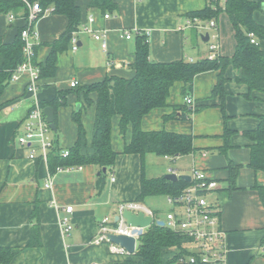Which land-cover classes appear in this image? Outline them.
Segmentation results:
<instances>
[{
	"label": "crops",
	"instance_id": "obj_1",
	"mask_svg": "<svg viewBox=\"0 0 264 264\" xmlns=\"http://www.w3.org/2000/svg\"><path fill=\"white\" fill-rule=\"evenodd\" d=\"M75 1L81 9L80 29L73 34L78 37V48L73 49L72 41L69 42L68 48L58 54L56 74L40 76L35 92L28 90L31 74L24 72L0 96V246L14 249L9 264H107L123 258L115 255L108 244L92 242L101 221L106 216L114 218L120 203L138 198L143 174L149 178L162 177L171 169L191 176L195 169L204 170L217 181L218 187L207 197L221 207V225L227 234V264H264L261 247L264 205L254 187L256 183L264 184V172L249 165L252 140L245 134L256 129L259 117L264 115V92L255 90L247 98L249 88L236 81L238 71L231 66L225 72L226 119L220 96L213 95L219 77L216 69L195 76L189 92L194 104L186 102L184 83L176 81L170 88L167 104L153 108L142 118L144 130L192 134L195 149L188 154L173 158L155 153L144 157L123 153L131 138V129L123 135L121 117L116 115L112 121V146L119 154L115 170L109 172L101 191L97 187L99 169L93 164L52 171L48 161L29 158V148L17 140L22 122L35 100L51 101L59 91L66 92V103L55 111L58 127L55 136L60 146L71 149L75 145L78 124L73 114L81 108L82 122L91 139L97 95L91 93L92 102L88 104L77 87L113 75L133 78L136 70L131 64L136 59L140 32L148 35L150 57L158 62L207 58L211 43L218 44L217 52L222 56L235 52V30L226 12L221 11L215 18L216 27L209 26V20H203L204 29L188 26L189 14L207 8L209 0H114L118 9L113 11L91 6L92 0ZM9 15L0 13V36L6 42L14 41L27 23L21 12L14 14L13 20ZM254 17L264 24V9L257 10ZM68 25V16L52 8L37 19L31 36L36 42L37 63L46 62L51 44L66 32ZM92 31L107 34V51ZM127 31L132 35L130 39L125 36ZM206 33L209 40H205ZM74 80L78 85L72 87ZM185 112L189 113L181 117ZM226 127L232 130L228 146ZM181 158L188 161L182 164V170L167 163ZM231 163L239 166L235 187L231 182ZM68 205L74 207L71 213L65 210ZM35 211L40 221L42 245L29 246ZM65 216L70 217L73 225L68 233L61 225Z\"/></svg>",
	"mask_w": 264,
	"mask_h": 264
},
{
	"label": "trees",
	"instance_id": "obj_2",
	"mask_svg": "<svg viewBox=\"0 0 264 264\" xmlns=\"http://www.w3.org/2000/svg\"><path fill=\"white\" fill-rule=\"evenodd\" d=\"M39 2L43 9L52 8L56 13L65 14L69 18L66 32L51 44V53L45 63L35 64L40 69L41 77H51L57 72L58 54L68 48L73 34L80 29L81 9L75 0H27ZM209 0V6L204 10L194 11L189 14L191 19H215L221 11L229 16L235 30L236 48L231 56L217 55L215 58H203L197 61L178 60L172 62H158L150 57V44L148 35L140 32L136 59L131 67L136 70L133 78L108 76L106 79L77 87L84 93L86 102L90 104L91 93H96V116L91 139H88L86 129L82 122V108L75 111L73 119L78 124V139L69 149L67 157L61 154L62 147L56 138L57 146L50 153L48 163L52 171L58 167H78L93 164L98 167L97 187L101 191L106 183L109 172L115 170L116 158L119 154L112 146V121L119 115L120 131L125 135L131 129V138L126 142L123 153H138L144 157L147 153H155L176 158L192 152L194 136L192 134L178 133L167 130H144L142 118L153 108L167 104L170 88L176 81L184 83L185 96L192 91L194 78L198 73L208 70H219L218 82L213 90L214 96H220L221 108L225 119V98L227 91L225 72L228 67L238 71L236 81L247 84L249 91L245 94L250 98L253 91L264 92V24L259 23L254 13L262 9L264 0ZM91 6H97L104 11L117 10L114 0H92ZM22 13L27 19L29 9L25 0H0V13ZM22 27L14 41L6 42L0 36V96L4 89L11 83L12 75L19 64L25 60V42L22 38ZM33 25L30 26V32ZM252 39L255 41L253 42ZM37 48L35 46V56ZM43 109L51 105L55 111L60 105L66 103V92L59 91L51 101L40 102ZM189 113V112H188ZM183 113L181 117L187 116ZM169 116H166L168 118ZM259 125L254 130H247L245 134L252 140L250 145L251 158L249 165L255 170L264 172V115L259 117ZM57 124V114H55ZM58 132H55L57 135ZM232 130L226 127V146ZM56 137V136H55ZM106 167L107 171L103 172ZM238 165L231 163V182L236 186ZM184 179L169 180L165 176L149 178L142 175L141 193L136 200L144 202L149 195L166 194L175 195L189 185ZM264 205V184L256 183ZM145 203V202H144ZM34 223L31 230L29 246L42 245L40 221L38 212L33 213ZM191 239L186 235L173 230L170 226L153 223L140 236L138 249L133 255L115 259L107 264H180L179 259L192 253L188 247ZM264 245V239L262 241ZM261 245V247H262ZM14 257V249L0 246V264H9Z\"/></svg>",
	"mask_w": 264,
	"mask_h": 264
},
{
	"label": "built area",
	"instance_id": "obj_3",
	"mask_svg": "<svg viewBox=\"0 0 264 264\" xmlns=\"http://www.w3.org/2000/svg\"><path fill=\"white\" fill-rule=\"evenodd\" d=\"M25 2L29 9L27 27L22 31V38L25 42V60L18 65L11 80L16 81L22 73L29 72L31 74V80L28 84V90L35 92L38 79L40 78V69L34 62L36 42L32 40L33 30L30 32V26H34L37 19L48 11V9H43L39 2H30L27 0ZM105 17H109V14H106ZM9 18L13 20L15 18L14 13H10ZM207 24L211 27L217 26L215 19L209 20ZM193 25L198 29H204L206 27V24L200 18H190L188 20V26ZM87 31L91 30L87 29ZM93 35L96 40L101 42L102 48L107 51V34L105 32L94 31ZM125 36L128 39L132 37L129 31L126 32ZM252 41L254 42L255 40L252 39ZM72 48H78V37L75 35L72 38ZM210 49L211 53L209 58L212 59L219 55L217 52V43H211ZM111 62L112 60H109V63ZM118 65L121 66L122 64L119 63ZM76 85H78L77 80L71 82L72 87ZM185 99L188 104H194V99L191 95L187 94ZM21 126L22 131L17 136V140L19 144L29 148V158L31 160L41 159L48 161L49 155L55 149L57 143L55 132L47 121L40 101L35 100ZM69 153L70 150L68 148H63L61 151L64 157H67ZM63 168H70V166L58 167V169ZM171 172H175V170L171 169ZM191 177V183L184 187L181 192L175 195H167L173 208L167 213L166 225L191 239L188 247L192 253L181 257L179 263L227 264V234L221 225V207L216 203L210 202L207 198V194L218 187L217 181L209 177L206 171L199 169H195ZM46 186L50 187V184ZM73 208L72 205H68L65 210L67 213H71ZM125 210H131L136 213L143 211L145 214L153 217L154 223L157 219H162L157 217L156 212L144 202L133 200L120 203L114 218L109 216L103 218L97 235L92 239V242L96 244H108L111 251L115 255L120 256H126L129 253L123 246L114 243L109 236L110 234L134 236L136 238L137 249L140 239L137 233H133L134 226L127 223L123 215ZM117 215L119 219L116 221L115 217ZM61 225L65 233L70 232L73 227L69 216L61 219ZM262 248L264 249V245H262Z\"/></svg>",
	"mask_w": 264,
	"mask_h": 264
},
{
	"label": "water",
	"instance_id": "obj_4",
	"mask_svg": "<svg viewBox=\"0 0 264 264\" xmlns=\"http://www.w3.org/2000/svg\"><path fill=\"white\" fill-rule=\"evenodd\" d=\"M262 8L264 9V3L262 4ZM206 39L209 40V33H206L205 35ZM80 107V103L77 104V108ZM44 113L46 115L47 121L50 124V127L54 130V132H58V127L55 121V109L53 106L48 105L44 108ZM107 168H103V172H106ZM165 177L169 180L177 181L179 179H184L188 182L191 181L192 177L188 174H177L176 172H170L165 175ZM124 217L126 218V221L129 225L134 226L135 229H133V233H137L139 236H141L146 228H149L154 223V219L151 215L145 214L143 211H140L139 213L133 212L131 210H125L123 213ZM119 219V216L117 215L115 217V220L117 221ZM156 224L165 226L166 222L163 219H157L155 221ZM111 240L114 243L120 244L123 246L130 255H133L136 253V238L134 236H128L123 234H110L109 235Z\"/></svg>",
	"mask_w": 264,
	"mask_h": 264
},
{
	"label": "rangeland",
	"instance_id": "obj_5",
	"mask_svg": "<svg viewBox=\"0 0 264 264\" xmlns=\"http://www.w3.org/2000/svg\"><path fill=\"white\" fill-rule=\"evenodd\" d=\"M224 4H225V1L222 0L221 6L224 7ZM187 162L188 161L185 158H184V160H183V158L178 159V161H175V162L167 160V163L171 167L178 168L179 170H182V168H183L182 164H185ZM144 202L148 207L152 208L156 212L157 217H160L163 220H166L168 211L172 210V208H173V206L169 202L166 194L149 195L146 197Z\"/></svg>",
	"mask_w": 264,
	"mask_h": 264
}]
</instances>
